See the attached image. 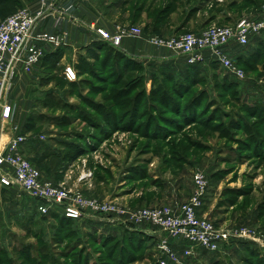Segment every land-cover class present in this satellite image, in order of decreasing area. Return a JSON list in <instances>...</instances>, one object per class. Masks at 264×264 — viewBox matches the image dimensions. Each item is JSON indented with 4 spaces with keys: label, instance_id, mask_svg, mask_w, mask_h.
<instances>
[{
    "label": "rangeland",
    "instance_id": "obj_1",
    "mask_svg": "<svg viewBox=\"0 0 264 264\" xmlns=\"http://www.w3.org/2000/svg\"><path fill=\"white\" fill-rule=\"evenodd\" d=\"M263 5L97 0L115 25L163 39L263 16ZM90 47L70 48L44 63L27 86L22 133L30 148L24 155L41 176L134 209L187 202L200 171L207 182L200 217L220 229L246 228L259 242L231 237L214 252L188 256L174 244L180 240L156 226L144 232L62 221L67 216L59 209L39 214L20 194L0 201V264H160V258L165 264H264V42L249 39L239 47L242 79L215 63L187 73L182 57L129 60L108 42ZM66 65L75 72L72 82L63 74ZM172 193L185 201L173 202ZM158 233L169 239L175 260L163 253Z\"/></svg>",
    "mask_w": 264,
    "mask_h": 264
},
{
    "label": "built area",
    "instance_id": "obj_2",
    "mask_svg": "<svg viewBox=\"0 0 264 264\" xmlns=\"http://www.w3.org/2000/svg\"><path fill=\"white\" fill-rule=\"evenodd\" d=\"M57 1L38 0L39 7L35 12L21 8L0 21V183L4 186L14 185L26 196L36 200L37 210L42 214L54 208L78 221L106 222L126 228L143 224L156 226L161 233L180 240L184 244L182 253L188 256L197 249L214 252L220 243L231 237H245L259 242V238L246 228L239 232L220 229L198 215L207 187L205 176L200 171L193 175L195 189L187 202L174 207L130 209L112 201L84 197L77 190L44 179L39 169L22 152L26 138L20 126L12 125L11 135L2 143L1 125L11 122L15 113V105L9 101V95L18 72L30 73L39 66L44 57L40 43L54 47L64 44V37L35 30L38 20L52 13ZM262 9L264 13V5ZM89 28L99 39L113 46H120L127 37L142 36L141 29L135 26H116L113 32L94 25ZM257 35L264 36V15L242 17L232 25L211 26L197 33L187 32L167 39L150 36L149 41L167 49L171 57H182L187 65H204L207 55H210L226 71L242 79L243 71L225 49L231 43L246 45L252 36ZM63 74L69 81L76 76L70 65L65 66ZM159 236L163 253L175 260L177 255L170 246L169 239L160 234ZM159 262L165 264L164 258H160Z\"/></svg>",
    "mask_w": 264,
    "mask_h": 264
},
{
    "label": "crops",
    "instance_id": "obj_3",
    "mask_svg": "<svg viewBox=\"0 0 264 264\" xmlns=\"http://www.w3.org/2000/svg\"><path fill=\"white\" fill-rule=\"evenodd\" d=\"M16 1H18V3H16ZM100 3L101 1L98 4L99 7ZM68 6L71 7L66 10ZM98 6L97 0H58L55 4L54 11L38 20L35 30L45 31L60 37H64V44L54 47L46 43H40V46L44 51V55H50L59 49H62L63 55H65L70 48L74 49L83 46H90L93 42L98 41L99 37L93 30L89 28L90 25L101 27L109 32H113L115 27L119 25H115L111 18H107L108 14L105 13V11L101 13L99 11L100 9H98ZM17 7L28 8L30 11L35 12L39 7L38 0H0V21L5 16L15 12ZM149 37L150 36L127 37L123 39L121 45L118 46V49L133 59L168 60V58H171V54L167 49L153 45L150 43ZM252 37L253 38L250 39H253L254 41H259V43L264 42V36L262 35ZM240 46L241 45L236 43H231L225 49L228 56L234 62H240L239 60L242 58L239 48ZM212 63H214V60L210 55H207V60L204 65H210ZM42 66L43 64H40L30 73H25L22 71L18 72L15 83L9 95V101L15 105V113L11 122H6L1 125L2 143H4L8 136L11 135L12 125H18L20 126V130H23L22 128L25 120L24 116L27 112L26 109L28 108V103L24 96L27 93L28 84H31L33 81L38 79L37 76L40 74ZM28 140L30 139L27 138L22 145L21 149L23 153L27 151V148L28 150L30 148V143L27 142ZM20 194L24 193H22L18 187L14 185L4 186L0 183V201L5 199L11 201L13 198H18ZM171 196L172 197H170V199L177 203H181L186 199L185 198L184 200L178 201L176 194L172 193ZM29 202L37 209L38 203L36 200L31 198ZM202 209L203 205L198 211L199 216H205ZM134 228H138L144 232L156 230L155 226L149 224L139 225ZM174 244L176 247L184 246V244L181 242H174Z\"/></svg>",
    "mask_w": 264,
    "mask_h": 264
},
{
    "label": "trees",
    "instance_id": "obj_4",
    "mask_svg": "<svg viewBox=\"0 0 264 264\" xmlns=\"http://www.w3.org/2000/svg\"><path fill=\"white\" fill-rule=\"evenodd\" d=\"M16 3H18V1H16ZM10 15V14H9ZM6 17V16H5ZM4 17V18H5ZM102 42V44L103 45H107V42L106 41H104V40H101V39H99L98 41H95V42H93L92 44H91V47L89 48L90 50H92V47H97V44H100ZM110 44V43H109ZM111 45V44H110ZM111 46H113V45H111ZM88 49V50H89ZM119 52V54L120 55H122L125 59H129V60H131L130 59V57L129 56H127V55H125L123 52H121L120 50L118 51ZM62 55H63V50L62 49H59V50H57V51H55V52H53V53H51L50 55H44V57H43V59L41 60V63L40 64H43L44 65V63L46 64V63H49V64H51V63H55L56 61H58V60H60L61 59V57H62ZM215 64H216V62H214ZM39 64V65H40ZM189 67H187V73H190L191 72V70L192 69H194V68H198L199 66H201V65H188ZM186 75H188V74H186ZM191 75V74H190ZM69 82H72V81H69ZM188 108H186V110H187ZM191 112V110H188L187 111V113H190ZM192 113H193V111H192ZM29 120L30 119H27V121H26V123H25V126H30V122H29ZM32 120V119H31ZM24 133V132H23ZM24 154V153H23ZM52 210H55L54 208L53 209H50L49 211H48V213H46V214H49ZM59 211V210H58ZM61 211V210H60ZM37 212L39 213V214H42V213H40L38 210H37ZM62 212V211H61ZM63 214V213H62ZM42 215H44V214H42ZM60 220H62V221H73L74 219H72V218H69V217H62ZM94 222V221H93ZM96 222V221H95ZM131 231V230H130Z\"/></svg>",
    "mask_w": 264,
    "mask_h": 264
}]
</instances>
